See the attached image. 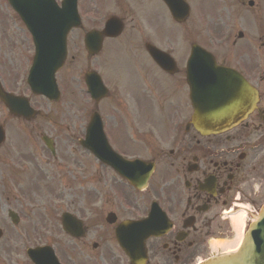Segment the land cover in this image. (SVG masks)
<instances>
[{
    "label": "flooded vegetation",
    "instance_id": "obj_1",
    "mask_svg": "<svg viewBox=\"0 0 264 264\" xmlns=\"http://www.w3.org/2000/svg\"><path fill=\"white\" fill-rule=\"evenodd\" d=\"M88 14L94 25L95 10L90 9ZM122 26L124 31V22ZM130 28L137 34V46L145 39L141 50H129L119 42L118 36L107 37L92 61L104 54L123 59L113 64L124 65V70L115 68V75L108 71L105 77L107 81L103 80L111 89L108 98L114 95L110 102L106 101L108 108L101 115L102 126L117 154L131 161L141 160L154 165L149 187L137 191L124 185L89 152L77 155L69 151V147L55 148L53 153L34 151L36 158L47 161L58 157L62 161L60 165L66 169L63 174L68 171L70 174L65 184L71 189L59 188L56 193L50 194L49 200H42L38 207V221L42 229L46 232L62 230L63 223L72 231L81 229L85 234L89 230L92 237L85 244L97 249L92 257H84L87 252L74 247L80 255L73 257L68 264H142V255L138 252L141 238L135 246L138 257H135V253L132 258L126 252L123 254L109 240L117 243L115 233L121 226L127 241L137 238L138 231L166 223L170 224L167 231L163 228L159 237L152 236L146 240L145 264H191L198 257L208 255L215 228L223 227L232 235L228 222L223 221L227 217L221 216L222 209L234 204L236 195L248 201L249 194L245 187L250 189L255 182L260 185L264 180V131L260 132L257 127L249 130V121L241 124L242 130L211 138L191 130L190 125L187 127L188 118L184 119L183 129H180L181 118L176 121L172 115L181 111L180 103L174 105L173 101H168L161 109L162 115H155L158 111L154 107L158 106L157 76L160 70L147 47L154 45L159 48L158 25L149 31L137 21ZM148 38L152 40L148 41ZM19 42L12 41L11 48H20ZM107 46L109 50H106ZM178 55L182 59L174 56L177 72L181 70L180 64L186 61L185 53ZM117 81H122L124 85L117 86ZM179 86L178 92L181 88L184 90V83ZM117 93L120 98L115 95ZM110 103L118 105L119 110L116 111ZM263 112L264 108L260 107L254 118L264 117ZM165 119L169 121V136L166 137L168 148L164 152L167 161L163 162V153L159 151L161 148L153 132L158 128L156 121L163 122ZM145 121H150V124L143 125ZM175 123L179 125L174 126ZM2 155L1 162L6 167L0 174V199L7 201L20 218H30L34 223V210L27 206L30 201L28 185L30 166L39 167L40 164L32 163L31 154L27 151L11 152L6 148ZM84 176L88 180L85 181L87 190L81 188L82 183L79 184ZM96 180L98 182L95 183ZM145 192L148 194L144 195ZM153 203L159 210H153ZM160 211L166 221L158 216ZM64 213H69L65 221L62 218ZM145 218L148 220L136 230L135 224ZM100 240L103 242H96ZM58 243L65 246L61 239ZM72 255L75 256L74 253Z\"/></svg>",
    "mask_w": 264,
    "mask_h": 264
},
{
    "label": "rangeland",
    "instance_id": "obj_2",
    "mask_svg": "<svg viewBox=\"0 0 264 264\" xmlns=\"http://www.w3.org/2000/svg\"><path fill=\"white\" fill-rule=\"evenodd\" d=\"M189 2L192 7V13L190 14L188 22L182 25L174 24L175 26L169 29L171 34H167L166 37H161V44H163L164 47L171 45L177 47L182 43L185 45L186 51H188L189 44L192 41H197L207 46L215 54L218 61H225L235 65L239 69L246 70L255 82L258 81L259 76L264 73V0L258 2V6L255 10L247 5V0H245L243 6L239 5V0H206V2L203 0H189ZM128 5L136 8L138 7V2L136 0H120L118 7L126 8ZM115 9V0L103 3L100 10L93 15L95 21L98 22L100 17ZM81 10L87 25L86 28L88 29L90 27L89 20L91 22L90 14H88V20L82 7ZM163 11L170 20L169 15L164 9ZM158 13L162 15L159 9ZM166 26L168 29L171 24L168 23ZM239 30L243 32L244 37L241 40H236L235 44H232ZM82 37L83 33L79 30L75 31L71 38H69L68 53L75 56V59H78V61L70 63L69 60L67 68L58 74V84L63 100L62 106L68 104L70 114L74 112L78 116L83 115V110L89 106V100L85 93L82 78L85 70L89 67L82 49ZM9 44L10 43L6 39L0 37V55L8 54L6 45L9 46ZM181 48L182 47H179V51ZM26 50H28L27 46ZM28 52L29 51L25 52V56L28 55ZM68 59H70L69 56ZM99 61L104 63L106 60L100 57ZM13 64L14 63H11V61L8 63L6 57H0V69L3 73H9L8 66L10 65V67H12ZM15 66L20 70V68L23 67V63L18 60L15 62ZM107 69L115 75L116 70L114 66L108 65ZM181 81V74L173 78H164L158 75L157 98L159 99L158 102L162 104V107H164L170 99L174 102V97ZM172 93L173 97H171ZM115 95L120 98L118 93ZM161 98L170 99L162 101ZM72 103L77 107V110ZM154 109L157 110L158 106H155ZM175 109L176 107L174 106V110ZM172 115H174L176 121H178L179 118L185 116V113L178 110V112H173ZM149 122L150 121H145L143 125ZM156 122L159 125V122ZM76 123L78 124V121ZM71 124H73V121H71ZM261 192L258 194V200L254 204L255 209L260 207V204L264 201V197H261ZM38 241V237L35 236L31 243H36Z\"/></svg>",
    "mask_w": 264,
    "mask_h": 264
},
{
    "label": "water",
    "instance_id": "obj_3",
    "mask_svg": "<svg viewBox=\"0 0 264 264\" xmlns=\"http://www.w3.org/2000/svg\"><path fill=\"white\" fill-rule=\"evenodd\" d=\"M55 57V56H54ZM54 57L45 58L51 62ZM62 56L55 59L48 75L60 65ZM37 62L32 71L38 78ZM92 76H87L90 81ZM191 87V101L194 108L193 122L195 125H214L231 120L238 110L245 115L256 102V92L248 86L236 72L215 66L212 58L204 52L192 51L190 69L187 74ZM93 82H98L94 78ZM248 102L250 105H246ZM235 118V117H234ZM233 119V118H232ZM209 264H264V207L257 222L250 226L240 251L230 257L217 259Z\"/></svg>",
    "mask_w": 264,
    "mask_h": 264
},
{
    "label": "bare ground",
    "instance_id": "obj_4",
    "mask_svg": "<svg viewBox=\"0 0 264 264\" xmlns=\"http://www.w3.org/2000/svg\"><path fill=\"white\" fill-rule=\"evenodd\" d=\"M243 218H244V212L241 210L236 211L234 215L230 217L231 225L236 233V237L234 239L214 241L216 246L219 247V249L222 250L223 252L224 251L227 253L234 252L238 248L241 239L240 230L242 229L243 226Z\"/></svg>",
    "mask_w": 264,
    "mask_h": 264
}]
</instances>
